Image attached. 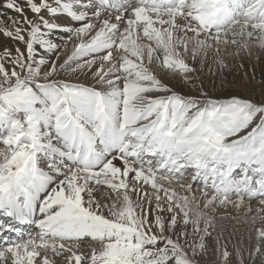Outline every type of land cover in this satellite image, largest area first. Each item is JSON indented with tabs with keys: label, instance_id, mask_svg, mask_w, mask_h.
I'll use <instances>...</instances> for the list:
<instances>
[{
	"label": "snow or ice",
	"instance_id": "snow-or-ice-1",
	"mask_svg": "<svg viewBox=\"0 0 264 264\" xmlns=\"http://www.w3.org/2000/svg\"><path fill=\"white\" fill-rule=\"evenodd\" d=\"M8 10L19 18L8 16L14 27L4 34L24 50L0 53V212L40 231L6 242L0 264H55L49 252L67 253L66 264H198L214 229L193 192L198 178L205 209L239 207L245 196L264 205V103L185 98L155 72L188 79L197 69L187 59L209 51L227 67L219 45L237 36H256L264 48V0H0V17ZM61 15L79 26L52 22ZM57 31L68 34L63 46ZM66 71L89 73L96 86L59 80ZM185 167L196 174L180 195L165 184ZM104 189L114 197L98 198ZM85 238L98 247L80 251ZM256 240L260 253L264 227ZM230 255L222 246L223 264Z\"/></svg>",
	"mask_w": 264,
	"mask_h": 264
},
{
	"label": "rangeland",
	"instance_id": "rangeland-1",
	"mask_svg": "<svg viewBox=\"0 0 264 264\" xmlns=\"http://www.w3.org/2000/svg\"><path fill=\"white\" fill-rule=\"evenodd\" d=\"M79 10L86 11V9H79ZM26 13L29 19H35V15L31 13L27 8H26ZM42 15H44L45 18H49V14L46 12L42 13ZM6 16L7 18L5 16L0 17V36L3 39L11 41V44H12L11 47H13V52H15L14 50L16 49V47H20L21 50H24V45L22 43L15 41L14 39L9 38L4 34V30L6 28L12 29L14 27V25L8 19V16L19 18L18 14L8 10V13ZM89 16H91L90 11H89ZM52 22L61 24L62 27L79 26V22L75 23L71 21L69 17L65 15H61L58 18L53 19ZM178 22H182V21L178 19ZM24 27H27V25H25ZM236 30L239 31V25H237ZM67 36H68L67 33L57 31L54 33L52 39L54 40V42L59 43L63 46L66 41L65 39ZM232 38L233 37L231 36V34H229L228 39L231 40ZM235 39H237L239 43L237 44L229 43L226 47L223 44L219 45L220 47L219 56L224 59L225 63L227 64V67L221 68L217 63L216 52L209 51L208 59L204 58L203 61H201L200 58H197V60L195 61L191 59H187V62L191 66L197 69L195 73L188 74L189 75L188 79H184L183 74L173 73L170 70L165 69L163 67L157 66L156 68H159V70L165 73H173L177 77L187 80L188 83H193L196 80L201 82L203 85H205L207 94L212 93V94L217 95L219 93L218 92L219 89L236 92V95L234 96H231L229 98H224L223 100H218L220 102L230 100L232 98H239V99L251 100L252 102L257 103L258 105H261L262 103H264V57H263L264 48L260 47V41L256 38V36H254L252 39H248L246 36H237L235 37ZM245 43H247L248 45L247 48L242 47V45ZM36 47L39 48L38 45ZM72 50H73V45L72 43L68 42L66 51L63 52L65 55L61 61H63V59H65L68 55H70ZM70 74L71 72L66 71V72L60 73L59 76L61 77L63 75L62 81H66V82H68L67 79H73L75 81L79 80L80 75H75L74 77H67ZM156 75L160 79L157 72H156ZM75 81L69 80V83H76ZM161 82L163 83V81ZM246 131L248 130H245V132ZM243 134L245 133H241V135ZM229 139H234V137H230ZM2 151H4V148L0 144V152ZM39 164H41V162ZM175 181H178V180H175ZM179 181L186 182L188 180H179ZM145 188L150 190V187L148 186H146ZM197 188L199 187L196 184H194L193 189L195 190ZM104 193L107 196H109L108 193L106 192ZM260 199L262 198L257 197L256 200L249 199V201L247 202V205H249L251 209L249 211L250 214L255 213L254 208L255 206L260 204L259 202ZM247 200L248 199L244 198V201H247ZM209 210H211V207L208 209H205V211H209ZM262 217L264 218V213L262 214ZM209 229H213V228H209ZM210 233H211L210 236L205 237V245H206L205 250L197 256L198 264H201V262L207 258H212L214 261H216L214 264H223V261L220 255L216 256L213 254L215 257L211 255L212 252L210 250V244L207 242L209 238L213 236V232L210 231ZM197 242H199V240ZM92 247H98V245L92 242L90 238L88 239L85 238L84 240L79 242V250L83 249L82 251L84 252L89 253ZM228 251L230 252L231 255L228 259L227 264H254V260L256 259L264 260V255H262L263 253L261 254V253L253 252L252 253L253 258H249V260H247V258L243 257V259L240 260V258L236 259L233 256L234 252L232 250H228ZM39 259L40 258H38V260Z\"/></svg>",
	"mask_w": 264,
	"mask_h": 264
},
{
	"label": "bare ground",
	"instance_id": "bare-ground-1",
	"mask_svg": "<svg viewBox=\"0 0 264 264\" xmlns=\"http://www.w3.org/2000/svg\"><path fill=\"white\" fill-rule=\"evenodd\" d=\"M99 2H100L99 0H94V3H99ZM113 14L114 13L112 12L111 9H109L105 12V15L110 16ZM5 17L7 18L6 15H5ZM69 19L75 23H78V22L74 21L71 17H69ZM182 22H179V23H182ZM11 45L12 44H11L10 40L8 41L6 39H3L0 36V53H2L5 49H10L13 51V47H11ZM64 55H65L64 53L61 54V60L64 57ZM263 57H264V55H263ZM188 59H191V58L189 57ZM205 59H208V55ZM155 70H156L155 72H157V74L159 75L160 80L163 81V83L165 85H167L169 88H171L173 90V92H175L176 94L184 96L185 98H195V99L200 100V101L205 100V96L203 94L206 93V87L201 82L196 80L193 83H188L187 80L181 79V78L177 77L176 75H174L173 73H165V72L159 70V68H155ZM75 75H80L79 80L75 81L73 79H67L68 82L70 80V81H75L76 83H79V84H84L86 86H96L94 78L89 73H79V74L71 73L69 76H67V75H65V76L74 77ZM62 76L61 77L58 76L57 78L59 80H62ZM220 91H222V92H220ZM218 92L219 93L217 95L212 94V93L211 94L206 93L207 98L211 99V100H215V101L217 100L218 101V100H223L224 98H229L231 96L236 95L235 91H227L224 89L223 90L219 89ZM170 94L171 93H162L159 95H170ZM0 144L3 146V148L5 150L6 146L3 145L2 142H0ZM44 158H47V157H44ZM44 158H42V159H44ZM114 163H116L117 166L122 167L121 161L116 160V161H114ZM40 167L43 168L45 171H47V167H45V165L40 166ZM195 174H193V176ZM173 179H174V182L172 181L171 184L166 183L165 186L175 189L176 192L180 195L188 194L184 188L180 187V185L181 184L186 185V184L192 182V178H190L186 182H181L179 180L175 181V179H180V176H175ZM194 184H196L199 187L195 190L193 189V192L195 194L197 202L200 203V207L202 208L201 210L204 211L206 213V215L214 218V221H213L214 229H209V231L213 232V236L211 238H209V240L207 241L210 244V250L212 252L211 255L212 256L220 255V251L222 250V246H226L227 250H232L234 252L233 256L236 259L240 258V260H242L243 257H245V258H247V260H249V258H253L252 253L255 252L254 249H255V245L257 243L256 230L260 227H264V220L262 219L263 218L262 214L264 213V211H261V209L264 208V205H262L260 203L259 205L255 206V208H254L255 213L250 214V212H249L250 207H249V205H247L249 198L247 196H245V198L248 200L244 201V203L242 205H240L239 207H237L234 204L219 205L217 203V204L211 206V210L205 211V208L203 207L204 201L201 199V190L203 189V186L198 185L197 180L195 183H193V186H194ZM145 190L148 192L152 191L151 189L149 190L147 188H145ZM104 192L108 193L110 197H114V195H115L110 190L104 189L98 194V198L102 199L106 195ZM235 199H233V200H235ZM252 199H255V198H252ZM103 202L107 203L108 201L104 200ZM165 215H167V214H165ZM253 218H255L254 223H253ZM188 231L191 232V226H189ZM198 240H199V236L197 235L196 236V243L197 244L199 243V242H197ZM260 246H261L260 253L261 254L263 253L262 255H264V241L260 242ZM237 249L240 250V255H237V252H236ZM82 250H80V251H82ZM82 252H84V251H82ZM84 253H87V252H84ZM48 255L55 260V264H66L64 257L67 255V253H65L63 256H60V257H53V254L50 252L48 253ZM241 256H242V259H241ZM202 257H204V256H202ZM197 261H198V259H197ZM215 262L216 261H214L212 258H207L204 261H202L201 264H214ZM254 264H264V260L256 259V260H254Z\"/></svg>",
	"mask_w": 264,
	"mask_h": 264
}]
</instances>
